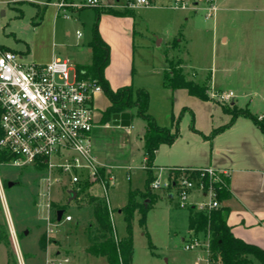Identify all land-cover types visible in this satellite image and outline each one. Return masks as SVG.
<instances>
[{"label": "rangeland", "instance_id": "rangeland-1", "mask_svg": "<svg viewBox=\"0 0 264 264\" xmlns=\"http://www.w3.org/2000/svg\"><path fill=\"white\" fill-rule=\"evenodd\" d=\"M57 1L0 0V51L11 50L21 54L23 61L36 64L49 63L53 57L68 59L75 66L89 62L87 47L92 39L96 11L109 7L70 8L66 10L65 14L69 17L66 19L57 8ZM82 1L65 0L66 3L76 5ZM102 1L106 6L116 3V0ZM118 1L120 4L125 3V0ZM233 2L235 4L232 6H239V10H233L229 16L242 22L241 25L238 23L240 39L237 38L238 41L234 43L229 42L226 47H222L219 41L222 29L219 19L207 21L201 11L172 9L169 7V0H157L150 6L121 10L133 14L134 35L129 57L124 56L120 49H114L109 67V72L116 75V82L113 83H118L117 87L125 85L120 84L124 82L122 75H119L125 70L129 73L127 84L131 89H144L148 93L147 113L159 127L170 129L174 124L173 120L179 119L178 146L186 143L192 122L195 128L202 131L221 127L229 118L222 111V105L234 106L235 111L247 112L262 121V62L260 60L258 63L248 64L238 54L237 48H249L253 51L262 48L264 0ZM219 14L220 12L217 13ZM76 32L80 33L79 38ZM246 32L248 38L241 36ZM257 56L263 60L261 54ZM220 58L228 61L224 70H221ZM167 59L171 60L172 67L179 64L178 69H181L186 80L204 86L209 101H200L184 90L176 93L168 89L159 90ZM222 92H233L237 97L230 103H221L216 95ZM244 94L246 98L243 97ZM106 105L103 94L95 96V114L98 116L101 113L98 124L103 126L96 130L99 133V147L95 153L101 160L121 165L113 171L116 184L110 187L113 189L109 190L108 196L114 235L123 238L126 236V224L118 211L126 204L129 189H143L146 176L142 151L144 121L131 111L128 127L112 125L111 118L104 122L101 115ZM182 108L187 110L180 115ZM152 170L159 173L158 168ZM126 175L130 177V181L126 180ZM42 176L41 169L31 165L14 167L0 164V179L2 185L5 184L3 194L7 208L6 212L0 203V264H46V260L63 257L70 259L68 264H106L101 258L85 254L86 228L93 223L87 195H100L98 187L84 182L76 196L69 200L67 190L71 185L65 177L61 184L52 186L53 204L64 207L66 215H70L72 221L56 222L52 215L51 223L57 226L52 227V233L48 234L45 215L35 206ZM7 183H12V186L7 187ZM154 193L157 198L146 213L145 225H140V215L137 212L132 220L131 264H206L207 251L204 244L208 236L205 233L194 235L188 230L189 208H179L177 199L168 198L162 191ZM8 218L15 236L8 229ZM41 238L45 241V247L49 246L50 252L48 249H40ZM195 238L201 247L186 251L185 245ZM251 260V264H260L253 258Z\"/></svg>", "mask_w": 264, "mask_h": 264}, {"label": "built area", "instance_id": "built-area-1", "mask_svg": "<svg viewBox=\"0 0 264 264\" xmlns=\"http://www.w3.org/2000/svg\"><path fill=\"white\" fill-rule=\"evenodd\" d=\"M156 1L125 0L120 7L150 6ZM169 2V7L175 10L201 11L207 21H214L219 12L218 0ZM56 6L68 19L65 13L70 8H100L103 5L102 0H83L78 5L58 0ZM76 36L79 38L80 33L76 32ZM99 94H102V88L97 81L79 73L68 59L54 58L49 63L36 64L23 61L21 54L11 50L0 51V153L10 157L3 164L42 167L35 206L45 215L48 234L57 226L51 219L53 215L56 221L58 211L53 207L51 187L61 184L63 177L76 194L84 182L96 185L111 216L108 192L116 178L112 168L98 162L91 142L92 130L99 121L94 109V99ZM216 97L221 103H230L235 95L222 92ZM100 169L104 170V178ZM175 171L180 174L174 175ZM203 178H207V183ZM226 178H229L226 170L210 167L187 168L185 171L165 168L154 176L151 189L175 197L179 208L207 213L220 207L214 187L224 186ZM0 203L7 212L1 179ZM61 221L71 222L72 217L63 213ZM7 225L11 235L15 236L9 218ZM204 246L208 257V240ZM199 247L200 242L195 238L184 249L190 251ZM69 262L68 257L46 260V264Z\"/></svg>", "mask_w": 264, "mask_h": 264}, {"label": "trees", "instance_id": "trees-1", "mask_svg": "<svg viewBox=\"0 0 264 264\" xmlns=\"http://www.w3.org/2000/svg\"><path fill=\"white\" fill-rule=\"evenodd\" d=\"M101 14L126 16L130 13L127 11L114 10L112 8L96 11V21L92 30V39L88 44L91 50L90 61L87 64L76 65V69L79 73L83 72L85 76L95 79L102 88V93L109 103L101 115V119L104 122L109 120L114 114L130 113L131 111H134L135 114L144 121L145 127L142 140V151L146 176L142 190H128L127 202L120 210L126 224V236L123 238H117L114 235V227L110 213L101 197L94 194L87 195V201L91 207L93 223L86 228L87 247L85 249V254L96 258H104L107 264H131L132 220L135 212H137L140 215V225H145L146 213L157 198V195L151 189V183L154 180L152 168L155 153L161 145L170 146L178 139L179 119L176 121L173 120L174 124L170 129L161 128L156 124L153 117L147 113L149 95L144 89L133 91L131 86H123L116 90L111 89L104 77V70L109 63V48L102 41L97 30ZM178 68V63L175 67H172L171 60H166V69L164 70L162 78L163 87L171 92L184 90L188 95L200 101H209L207 89L202 85L186 80L182 75L181 69ZM233 108L234 106L226 107L222 105V111L230 117L229 122L224 126L214 129L208 136H201L205 140L213 139L216 135L231 127L238 117L251 120L264 136L263 121H259L255 116L247 112L235 111ZM186 110V108H182L180 115ZM192 123L190 124L191 131L199 134ZM9 159L10 157L7 154L0 153V164L6 163ZM38 169H42V167L39 166ZM177 169L185 171L187 168ZM99 173L101 177L104 178V170L100 169ZM178 174H180V171L174 172V175ZM203 181L207 183V178H203ZM3 185L5 186V184ZM214 188L217 192V199L220 203V207L207 213L197 212L193 208H190L188 215V230L194 235L205 233L208 236V264H250V257L257 260L260 264H264V251L255 245L245 243L241 239L236 238L227 225L226 220L229 210L226 206H223L222 203L227 200L230 195L229 178L224 179V186L218 187L215 185ZM85 189H87V187ZM53 207L65 213L64 207H59L54 204ZM1 235L0 230V241L2 239ZM39 244L40 249L44 250L45 241L43 238L40 239Z\"/></svg>", "mask_w": 264, "mask_h": 264}, {"label": "crops", "instance_id": "crops-1", "mask_svg": "<svg viewBox=\"0 0 264 264\" xmlns=\"http://www.w3.org/2000/svg\"><path fill=\"white\" fill-rule=\"evenodd\" d=\"M246 1L248 2V0ZM232 4H235L233 0L218 1L220 14L217 15L216 20L219 19V24L221 23L222 26L220 33L221 36L219 39L222 47H226L229 42H237V38L240 39L239 26L242 22L240 23L235 20L233 16H229L233 10H239V6L234 8ZM102 5L114 10L121 11L122 8L120 6L123 4H120L119 1L116 0L115 4L107 6L104 5L102 1ZM132 17V13L126 16H114L110 14L100 15L98 34L102 41L109 48V63L104 70V77L109 83L112 90H116L117 88L123 86H129V84H127L129 82V73H126L125 70L122 74H119L122 75V78L124 80H122V82L124 83L120 84L125 85H122L120 87H117L119 85L118 83L114 85L113 82H116V75L114 76L112 72H109V67L111 65L113 54L115 53L114 49H120L126 57H129L131 55L133 42L132 36L134 35ZM215 23L217 24L218 21H215ZM234 23L237 24L234 25ZM238 23L240 25H238ZM241 36H245L244 38H248V33H242ZM261 39L262 48L259 50L253 51L252 49H244L241 47L237 49H239L238 54H241L243 58L248 61V64H253L255 62L258 63L261 60L263 65L262 68L264 69V32H262L261 34ZM168 45L171 46V44L169 43ZM87 53L89 55L91 53L89 47H87ZM259 54L262 55L263 60L257 56ZM54 58L58 57H53L52 59ZM225 59L226 58H222L220 60L222 63L221 70H224L228 65V61H226ZM87 63L84 62L83 64ZM230 63L232 64V62ZM163 89L166 88L163 87L161 82L159 83V90L164 91ZM177 91L173 93H176ZM262 93L263 95H261L260 99L262 103H264V87ZM163 97H166L165 94ZM243 97L246 98L247 96L244 94ZM108 104L109 103L107 101L106 107L108 106ZM100 114L101 113H99L98 116L96 115V118L98 120L100 118ZM129 114L131 118V113ZM260 117L264 122V114L260 115ZM229 119L230 117L223 125L220 126L226 125L229 122ZM101 127L103 126H100L98 124L92 130V152L101 165L112 168V171H114L115 168L121 167V165H114L113 163H111V161L106 159L101 160L95 153L97 152L99 147V133H97L96 130L100 129ZM216 128H211L207 131H202L195 128V130L198 131L199 134L191 131L190 134L186 136V143L182 145L180 144L179 146L178 139H176V141L170 146L161 145L155 153L153 168H158L159 173L161 169L165 168L197 169L210 167L217 170H226L229 173L230 195L227 200L223 201L222 205L226 206L229 210L226 220L227 225L230 227L232 234L236 238L241 239L245 243L255 245L264 251V136L251 120L244 117H238L231 127L219 133L211 140H205L201 136H208L211 131ZM177 146L178 149L175 150ZM178 150L180 151L177 152ZM152 171L154 176L159 174H157L154 170ZM127 176L128 175H126V180L130 181V177L128 176L129 179H127ZM64 184L65 182L63 183V185ZM70 189L71 186L67 191H69ZM164 194L168 198H171L165 192ZM89 210L91 212L90 205ZM118 212L120 213V210ZM45 248V251L47 249L49 250V252L51 251L49 246ZM251 258L252 257H250V264L252 263ZM101 259L105 261L104 258Z\"/></svg>", "mask_w": 264, "mask_h": 264}, {"label": "water", "instance_id": "water-1", "mask_svg": "<svg viewBox=\"0 0 264 264\" xmlns=\"http://www.w3.org/2000/svg\"><path fill=\"white\" fill-rule=\"evenodd\" d=\"M112 125L114 126H121V127H128L130 123V114L129 113H121V114H114L111 116ZM12 183H7V187H11ZM69 200L73 199L76 196V193L73 190L68 191ZM63 211L58 210L56 212V221L59 222L62 218Z\"/></svg>", "mask_w": 264, "mask_h": 264}]
</instances>
